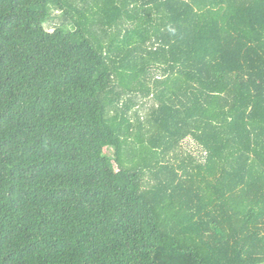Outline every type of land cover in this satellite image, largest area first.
<instances>
[{
	"label": "trees",
	"instance_id": "16d2710c",
	"mask_svg": "<svg viewBox=\"0 0 264 264\" xmlns=\"http://www.w3.org/2000/svg\"><path fill=\"white\" fill-rule=\"evenodd\" d=\"M0 264H264V0H0Z\"/></svg>",
	"mask_w": 264,
	"mask_h": 264
}]
</instances>
